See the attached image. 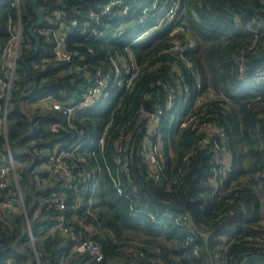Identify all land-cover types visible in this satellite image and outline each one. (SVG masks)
Instances as JSON below:
<instances>
[{
    "label": "trees",
    "instance_id": "1",
    "mask_svg": "<svg viewBox=\"0 0 264 264\" xmlns=\"http://www.w3.org/2000/svg\"><path fill=\"white\" fill-rule=\"evenodd\" d=\"M12 1L0 0L5 81L11 20L21 17L24 34L9 99L0 98L7 125L0 131V163L11 154V176L17 175L1 193L0 264H242L264 256V0H121L115 11L129 6L126 14L91 20L109 31L107 37L73 28L67 47L81 57L69 61L52 60L50 41L40 36L37 44L29 33L37 20L34 0ZM100 1L39 0V8L84 24ZM170 9L172 20L133 43ZM130 54L140 67L131 87H113L108 97L76 112V125L85 131L82 149L69 160L76 178L52 177L41 169L44 149L70 145L79 135L64 126L51 131L50 123L64 122L63 113L36 104L82 99L97 71ZM150 99L157 136L148 134L149 120L141 114ZM208 124L222 128L227 139L209 133ZM149 137L161 141L158 180L146 157ZM60 216L68 234L42 230ZM73 236L99 243L103 259L73 253Z\"/></svg>",
    "mask_w": 264,
    "mask_h": 264
},
{
    "label": "built area",
    "instance_id": "2",
    "mask_svg": "<svg viewBox=\"0 0 264 264\" xmlns=\"http://www.w3.org/2000/svg\"><path fill=\"white\" fill-rule=\"evenodd\" d=\"M47 1V0H46ZM121 0H103L100 1L98 10H91L89 11L90 20L85 22L84 24L78 23L77 21H71L70 23L66 22L62 18V13L58 9H54L53 11L50 10V13L45 16L44 22L40 28L36 30L38 35L45 36L46 39L50 41V43L53 46V57L52 60H61V61H69L74 57H81L80 52L77 50H71L67 47V36L68 34L72 33L73 28L80 26L81 27V35H86L89 32H91L93 35L99 36L101 38H105L109 35L108 30H104L98 27H93L98 19H100L101 16L107 15V16H114L118 13L119 15H124L129 11V6H125V8H120L116 12L115 9L120 4ZM20 3V0H13L11 4L13 6H16ZM157 3H153L152 7H146L145 12H149L152 9L157 7ZM52 14V16H50ZM160 19L157 21V23L150 25L148 28H146L139 36H137L133 43L137 42H145L149 39V37L154 33L155 30H157L162 23L164 19L172 20L174 17V12L172 9L168 10V12H163L160 15ZM146 16L141 21L143 23L147 22ZM93 20V21H91ZM9 34L10 38L4 48L3 52V70L4 74L7 77V81L0 78V84L2 86V91L0 93V98H6V100L9 99L10 91H11V85L13 83L14 78V72L16 69L17 61H18V55L19 50L23 42V28L21 23V17L15 22L11 20L10 26H9ZM121 63H117L116 61H113L114 66L113 68L109 70H99L97 71L96 75L93 77V79L89 80L90 82H93V85L90 86L88 91L85 93L84 97L80 100L70 99L67 102H61L55 99H46L47 102L45 106H47L50 109H54L57 111H61L64 115V122L58 123V122H52L49 125V129L51 131H58L59 128L64 126L65 128L69 130H74L78 133L79 139H77V142H74L70 145H58L55 147V149H44L43 152L46 153L47 160L41 164V169L44 171H48L50 175L56 176L61 175L63 177H66L69 180V182H73V180L76 178L74 174V165L69 162L70 158L73 157L74 153L76 151H79L83 147V138L85 136V131L82 128H79L76 125V112H84L85 110L89 109L91 106H93L97 101L102 100L103 98L108 97V91L113 88H130L134 79L138 76L140 72V67L138 65V62L136 61L135 57L133 55H129L128 58H122ZM44 63L50 62V59H42ZM211 97V95L209 96ZM203 101H206L207 98H202ZM6 111V110H5ZM162 111H159L161 113ZM142 115H145L147 117V120H149L148 124V134L150 136H157L158 135V129L156 128L155 120L157 119L156 116V109L154 113L146 111L144 108L141 112ZM158 121V119H157ZM156 121V122H157ZM184 123L183 125H185ZM6 122L5 118L4 121L0 119V131L6 130ZM107 129L104 128L102 135L99 139V146H102L104 144V137L105 134H107ZM208 132L209 133H217L224 137V139H227V135L224 133L223 129L220 127H215L211 124H208ZM66 147V148H63ZM145 147H146V157L148 161L150 162L151 166V172L152 175L155 177L156 180L160 178V173L162 170V160H163V153L161 151V141L153 142L151 138H147L145 141ZM218 147V146H216ZM220 149V148H219ZM9 159L7 163H0V205L1 203V193L6 189L9 184L11 183L12 179L14 178L15 181H17V175L14 173L12 175V171L15 172V163L13 160L12 155H9ZM220 163H224L221 159L218 160ZM56 207L59 209L65 208L64 201H61L59 199H56L55 201ZM18 203L20 207L24 206V200L23 196L20 194ZM60 230L65 234L69 233V227L67 226V222L64 216H60L57 218L56 225L46 228L45 226H42V230L46 231L49 230L50 232L54 230ZM71 240H75V242L71 245L73 253H79V254H89L91 256V259L93 261L99 262L103 259V252L102 247L99 243L96 241L83 237H76L73 236L70 238ZM32 242L36 241V237L31 235ZM191 240V239H190Z\"/></svg>",
    "mask_w": 264,
    "mask_h": 264
},
{
    "label": "water",
    "instance_id": "3",
    "mask_svg": "<svg viewBox=\"0 0 264 264\" xmlns=\"http://www.w3.org/2000/svg\"><path fill=\"white\" fill-rule=\"evenodd\" d=\"M34 8L37 15V20L31 25L29 28V33L31 36L36 40L37 44L40 43V35L36 32L38 28H40L44 22V18L46 15L50 13L49 10H44L42 8H39V0H34ZM146 111L154 113L155 107H154V99H150L147 101L145 106ZM264 264V256L263 255H251L244 259L242 264ZM114 264H130V263H124V262H118Z\"/></svg>",
    "mask_w": 264,
    "mask_h": 264
},
{
    "label": "rangeland",
    "instance_id": "4",
    "mask_svg": "<svg viewBox=\"0 0 264 264\" xmlns=\"http://www.w3.org/2000/svg\"><path fill=\"white\" fill-rule=\"evenodd\" d=\"M46 101L45 100H43V101H41V102H39L38 104H36L37 106L38 105H46ZM29 106H31L30 104H29ZM36 107V106H35ZM260 200H261V202H260V209H261V213H260V215L262 216V220H263V222L262 223H264V194H262L261 193V196H260Z\"/></svg>",
    "mask_w": 264,
    "mask_h": 264
}]
</instances>
